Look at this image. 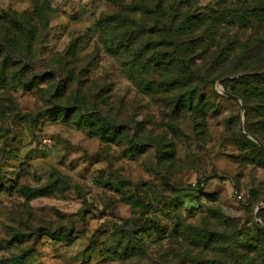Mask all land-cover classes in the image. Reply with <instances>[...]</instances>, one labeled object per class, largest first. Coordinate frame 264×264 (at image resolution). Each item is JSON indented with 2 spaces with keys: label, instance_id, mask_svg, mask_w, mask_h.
Wrapping results in <instances>:
<instances>
[{
  "label": "rangeland",
  "instance_id": "1",
  "mask_svg": "<svg viewBox=\"0 0 264 264\" xmlns=\"http://www.w3.org/2000/svg\"><path fill=\"white\" fill-rule=\"evenodd\" d=\"M49 1L55 12L49 36L35 54L34 67H44L55 53L78 39V54L92 60L89 83L102 86L112 82L114 94L105 106L113 103V113L116 115L119 110V117L139 114L145 124L141 133L144 136L169 132L166 138L173 143L170 150L176 154L175 159L169 160L175 185L193 188L200 181L204 183L198 192L189 189L171 199L167 195L173 192L161 179L165 163L157 164L155 146H148V139L143 153L128 154L116 144L103 143L89 128L63 122L47 113H42L35 124L9 118L7 114L5 124L9 128L0 137V260L31 246L40 229L33 230L31 226L43 223L42 226L52 229L63 225L70 229V235L59 241L43 236L36 243V251L27 257V264H124L119 257L122 248L117 245V230L126 227L127 221L136 215L143 242L141 247L129 246V252L136 250L144 264H160L159 254L170 249L169 233L176 218L199 223L211 207L227 218L225 224H230L229 229L237 227L233 247L247 250L248 242L259 237L258 225L264 227L256 217L258 213L263 222L260 210L264 208V166L246 159L238 148L235 113L239 112L241 118V103L235 99L239 110L236 102L223 97L229 94L228 89L223 83L228 94L222 92L217 80L201 87V93L211 104L206 126L202 124L195 131L189 114L171 119L155 94L145 88L147 83L134 81L125 74L119 61L98 41L94 24L105 8V0ZM194 6L219 15L230 3L195 0ZM33 8L34 0H0V18L3 11ZM133 72L135 75L136 71ZM45 87L42 84L31 90L13 91L18 109L38 113L47 108V96L40 91ZM121 98L124 104H119ZM245 115L244 104V121ZM170 121L174 126L171 131ZM239 125L241 129V119ZM60 174L71 189L29 200L22 193L24 187L35 188L52 181L65 186ZM249 193L253 202L245 206L243 202ZM137 196L145 201L143 210ZM12 228H19L24 235L17 239ZM116 247L120 254L108 250ZM179 264L193 263L187 258Z\"/></svg>",
  "mask_w": 264,
  "mask_h": 264
},
{
  "label": "trees",
  "instance_id": "2",
  "mask_svg": "<svg viewBox=\"0 0 264 264\" xmlns=\"http://www.w3.org/2000/svg\"><path fill=\"white\" fill-rule=\"evenodd\" d=\"M105 1V8L95 19V31L98 41L119 61L122 71L134 81L147 83L145 88L155 94L156 101L164 105L171 119L189 114L195 131L202 124L206 126L205 118L211 106L201 93V87L222 79L229 92L223 97L237 103L232 97L235 95L244 101V129L262 143L261 146L241 131L237 112L238 148L246 159L264 166V73L232 78L239 73L264 69V0H227L230 7L219 15L197 9L195 0ZM54 12L49 0H34L33 9L21 12L3 11L0 18V137L9 128L5 124L7 114L9 118L26 119L35 124L42 113H47L63 122L89 128L103 143L116 144L128 154L143 153L148 139V146H155L157 164L165 163L164 169L168 171L164 170L161 175L164 185L173 192L167 197L175 199L189 189L200 191L204 182L189 188L172 181L170 161L176 154L170 150L173 143L166 138L169 132L144 136V132L141 133L145 124L139 114L119 117V110L116 115L113 113V103L106 107L114 94L112 82L102 86L89 83L92 60L78 54V39L55 53L44 67H34L35 54L49 36ZM225 17L228 20H224ZM42 84L46 87L40 91L46 94L49 106L38 113L20 111L12 92L39 88ZM121 99L119 104H124ZM168 126L170 131L174 129L172 121ZM2 150L5 151L3 146ZM63 177L59 175L65 186L52 181L35 188L24 187L22 193L28 200L62 193L72 188ZM250 193L243 202L245 206L253 202ZM136 200L143 210L144 199L137 196ZM208 210L199 223L176 218L169 233L170 249L159 254L160 264H179L187 258L193 264H264V227L258 225L259 237L248 242L247 250H237L233 247L237 227L229 229L231 226L225 224L227 218L223 214L213 207ZM260 217L264 222V208L260 210ZM135 219L136 215L127 221L126 227L117 230V245L122 248L119 257L124 264H144L136 250L129 252V246L139 244L141 247L143 242ZM42 225L31 226L33 230L40 228L31 246L9 259L0 260V264H27V257L36 251V243L43 236L59 241L70 235V229L63 225L56 229ZM12 232L17 239L24 235L19 228H12ZM116 249L108 250L119 253Z\"/></svg>",
  "mask_w": 264,
  "mask_h": 264
},
{
  "label": "water",
  "instance_id": "3",
  "mask_svg": "<svg viewBox=\"0 0 264 264\" xmlns=\"http://www.w3.org/2000/svg\"><path fill=\"white\" fill-rule=\"evenodd\" d=\"M263 73H264V70H263L262 72H249V73H246V74H240V75L234 76V77H232V78H236V77H240V76H245V75H258V74H263ZM217 83H218V86H219L220 90H221L222 92L228 94L227 90L223 87V80H222V79H219V80L217 81ZM232 97H233L234 99L238 100V101L241 103L242 107H243V108H242V114H241V130H242V132L245 133V134H246L247 136H249L250 138L254 139L256 142H258V143L262 146V143H261L257 138H255V137H253L252 135L248 134V133L245 131V129H244V104H243L242 100H241L239 97L235 96V95H232ZM257 212H258V209H257ZM256 217H257V219H258V220L264 225V223H263V222L260 220V218L258 217V213H256Z\"/></svg>",
  "mask_w": 264,
  "mask_h": 264
}]
</instances>
